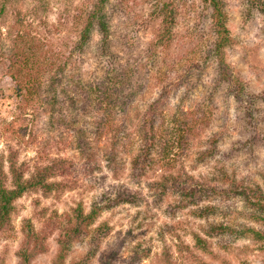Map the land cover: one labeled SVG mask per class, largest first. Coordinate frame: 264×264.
<instances>
[{"label": "rangeland", "instance_id": "obj_1", "mask_svg": "<svg viewBox=\"0 0 264 264\" xmlns=\"http://www.w3.org/2000/svg\"><path fill=\"white\" fill-rule=\"evenodd\" d=\"M221 1L230 30L225 60L243 84L242 92L237 83L217 82L213 10L201 0H107L102 16L108 35L96 21L84 49L81 34L100 0H0V57L25 35L36 46L45 44L40 50L47 52L49 65L43 95H35L27 106L21 99L25 94L0 65V167L6 186L14 187L13 160L26 180L39 169L51 168L48 182L61 184L51 192L28 191L15 201L11 225L0 231V264H21L29 227L45 249L32 264H56L60 255L66 256L64 264H264V223L242 200L212 196L203 205H219V212L200 218L193 207L174 211L176 196L159 197L152 189L153 183L183 169L205 180L217 175L219 167L264 193V0ZM165 6L173 11L176 25L161 40ZM65 63L56 95L44 92ZM193 64L202 72L192 76L193 90L188 92L185 83L178 89ZM117 71L138 90L132 105L126 100L127 112L101 101L95 91L110 79L116 83ZM166 86L178 91L170 93L162 117L161 146L149 157L153 163L148 166L153 167L141 174L133 164L141 146L139 124ZM120 102L116 100L118 106ZM179 105L186 111L208 107L212 122L195 141L201 147L172 162L163 144L174 131L168 121ZM80 129L84 141L78 138ZM214 133L220 140L215 157L198 163L199 152L208 148ZM79 143L89 146L87 155ZM124 192L134 202L116 203ZM95 203L104 208L95 223L79 239L68 241L63 220L80 206L89 213ZM221 225L235 232H212ZM196 235L207 241L206 247Z\"/></svg>", "mask_w": 264, "mask_h": 264}, {"label": "trees", "instance_id": "obj_2", "mask_svg": "<svg viewBox=\"0 0 264 264\" xmlns=\"http://www.w3.org/2000/svg\"><path fill=\"white\" fill-rule=\"evenodd\" d=\"M106 2L107 0H100V3L96 6L97 8L89 13L81 34V49L86 47L90 38L91 29L96 21L102 28L104 34L106 36L108 35L106 32L107 27L102 16ZM201 2L211 6L213 10V26L215 29L216 40L213 42L214 49L212 56L213 58H216L218 65L219 78L217 82L227 84V86H232L237 83V87H239L237 88V91L242 92L244 90L243 84L233 76L225 60V50L230 42V30L227 26V15L224 11L223 3L221 0H201ZM162 13L164 15V27L163 31L160 33L161 40L169 37L173 32L174 25H176V17L168 6L163 8ZM16 43L17 45L12 50L0 57V65L4 64L10 78L17 83V91H23L25 94V96H21V99H24L27 106L32 100L37 98L35 95H43V90L40 92V89L43 88L44 75L48 73V56L47 52L42 54L40 50L45 44L36 46L34 40H31L28 36H22ZM66 65V63L65 65H61L57 74L52 76L51 88L44 90V92L49 91L56 95L57 82L60 81V79H58V74L65 73ZM198 69L199 66L193 64L189 72L185 74V78H183L180 85L177 86L178 89L182 87V83H185L184 86L187 88L188 85V92H191L190 90H193L194 87L192 84V76L197 73L195 71L202 74ZM116 73H118L116 75L118 78L116 83L110 84L112 82V79H110L104 83L105 85L103 84L104 87L102 89L95 88V91L100 95L98 97H100L101 101L110 102L115 108H117L116 110L120 109L127 112L129 108L127 107L126 100L130 99L132 105L133 101L139 97L138 90L132 85L131 79L126 78L127 76L124 75V72L117 71ZM178 89H175L172 86L171 88L168 86L164 87L159 98L150 104L144 118L139 124L138 141L141 142V146H139V151L133 164L135 167H139L141 174L146 173V167L150 169L153 167L148 166L150 162L153 163L149 157L151 156L152 151L157 149V146H161L160 142L162 139L160 137V132L165 123V119H162V117L166 115L165 113L170 102V93L178 91ZM240 95L241 94L237 93L238 98ZM44 99L46 100V98ZM55 99V97H52V101H56ZM114 99L121 101L119 106ZM204 107H197V109L196 107H192L190 110L186 111L179 105L177 106L176 111L171 115V119L168 123H174L172 124L174 126V131L171 132L169 141L165 140V144H163V151L166 149L169 161L174 162L176 156L185 154V152H189L194 148L201 147V144L196 147L195 141H197V139L199 140L198 135L202 130L208 131L210 127L209 125L212 122V120H209L211 117H209V114L211 115L212 112H210L208 107ZM200 112H203V114L200 115ZM74 131H76V128ZM82 132L83 131L80 129L77 134L78 138L84 141L85 138L83 137ZM218 136V133H214L209 137L208 142L205 141L208 144V148L202 149L199 152V157L197 158L198 163L209 161L215 157L220 142ZM82 146L79 143L81 153L85 156L89 151V146H86L85 143ZM175 149L177 150L175 151ZM109 163H114L112 157L109 158ZM218 171L219 173L217 175H213L205 180H199L183 169L178 173H175V175H166L160 182L153 183L152 189L159 192V197L162 195L174 194L176 196V203L172 206L174 211L193 207V214L200 218L217 214L216 212H219V205H203L204 202H211L212 196L227 201L240 199L253 212H257L259 215L255 216L256 219L264 223L263 191L261 189L254 191L252 188L244 186L243 182L231 178L228 173H224L223 168L220 169L217 167V172ZM11 174L13 176L14 187L13 189H8L6 186V173L4 172L3 167H0V231H4L10 227L14 203L26 192L38 191L39 189L51 192L55 187H61V184L55 185L48 182V179L52 176L51 168L39 169L34 176L29 180H26L23 172L18 168L16 161L13 160L11 163ZM122 194L125 196L118 194L119 197L116 200V203L134 202V200L128 198V196L132 194L126 192ZM103 209V204L101 205L97 203L94 204L89 213H84L82 206L74 209L73 213L67 216L62 222L68 241L72 242L84 235L88 227L95 223ZM249 231L252 232L255 237H258V239L263 238V235L254 230L249 229ZM212 232L218 233L219 235H226L227 233H234L235 230L221 225L212 229ZM196 240L200 246L206 247L207 241L205 239L196 235ZM42 243L40 235L36 234L34 229L29 227L20 249L21 264H32L33 260L45 251ZM65 257L66 256L60 255L56 264H64Z\"/></svg>", "mask_w": 264, "mask_h": 264}]
</instances>
